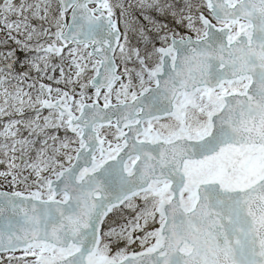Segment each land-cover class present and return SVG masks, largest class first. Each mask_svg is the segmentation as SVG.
Instances as JSON below:
<instances>
[{"label":"snow or ice","instance_id":"snow-or-ice-1","mask_svg":"<svg viewBox=\"0 0 264 264\" xmlns=\"http://www.w3.org/2000/svg\"><path fill=\"white\" fill-rule=\"evenodd\" d=\"M0 264H264V0H0Z\"/></svg>","mask_w":264,"mask_h":264}]
</instances>
